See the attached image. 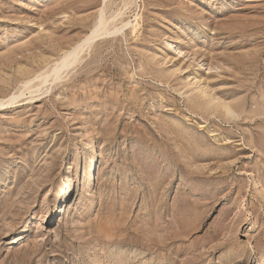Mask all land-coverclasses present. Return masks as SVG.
Segmentation results:
<instances>
[{"label": "rangeland", "instance_id": "374dc122", "mask_svg": "<svg viewBox=\"0 0 264 264\" xmlns=\"http://www.w3.org/2000/svg\"><path fill=\"white\" fill-rule=\"evenodd\" d=\"M0 264H264V0H0Z\"/></svg>", "mask_w": 264, "mask_h": 264}, {"label": "bare ground", "instance_id": "6f19581e", "mask_svg": "<svg viewBox=\"0 0 264 264\" xmlns=\"http://www.w3.org/2000/svg\"><path fill=\"white\" fill-rule=\"evenodd\" d=\"M95 28L96 29L94 30V32L91 35H89V37H87L86 40L89 39V38H91V37H94L95 38L96 36H98V34L103 29H105V23H104V21L102 19H100L99 22H98V25ZM69 56H70V53L64 55V57L62 58L63 65L66 64V60H68V57ZM53 72L54 73H57L56 72V68L53 70ZM186 83H187V85H191L192 84L191 79L190 78H187ZM196 97L197 96H195V98ZM222 107H223V109L225 111H229V106L227 104L226 105L223 104ZM91 163H92V159H91V161L89 162V164L87 166L88 172H94L95 171L96 164H97V158L94 159V162L92 164ZM72 181H73L72 178H70V179L68 178V182L70 183V185H68L67 188L64 186L63 188L60 189L61 192H60V198H59V200H61V201H59V203L65 202L67 200V198L70 196V193H71L70 187L73 185L72 184ZM67 193H68V195H67ZM54 208H55L54 212H57L58 211V208H59V205H56Z\"/></svg>", "mask_w": 264, "mask_h": 264}]
</instances>
